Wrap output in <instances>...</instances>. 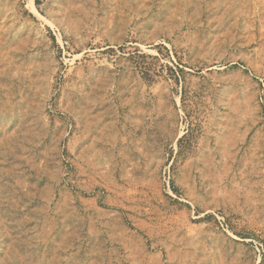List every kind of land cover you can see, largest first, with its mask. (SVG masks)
<instances>
[{
    "label": "rangeland",
    "instance_id": "obj_1",
    "mask_svg": "<svg viewBox=\"0 0 264 264\" xmlns=\"http://www.w3.org/2000/svg\"><path fill=\"white\" fill-rule=\"evenodd\" d=\"M0 264H264V0H0Z\"/></svg>",
    "mask_w": 264,
    "mask_h": 264
}]
</instances>
